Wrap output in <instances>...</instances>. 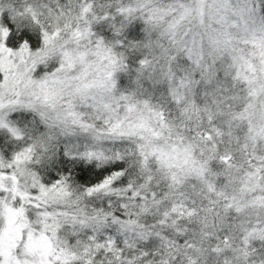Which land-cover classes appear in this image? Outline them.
<instances>
[{
    "label": "snow or ice",
    "instance_id": "obj_1",
    "mask_svg": "<svg viewBox=\"0 0 264 264\" xmlns=\"http://www.w3.org/2000/svg\"><path fill=\"white\" fill-rule=\"evenodd\" d=\"M0 264H264V0H0Z\"/></svg>",
    "mask_w": 264,
    "mask_h": 264
},
{
    "label": "trees",
    "instance_id": "obj_2",
    "mask_svg": "<svg viewBox=\"0 0 264 264\" xmlns=\"http://www.w3.org/2000/svg\"><path fill=\"white\" fill-rule=\"evenodd\" d=\"M20 35H24L25 38H31V41L34 45V47H38L40 45V43L42 42L37 34L35 33H32L28 30H24L23 32L20 33ZM77 174L80 175V176H83L84 174L80 171V169H77Z\"/></svg>",
    "mask_w": 264,
    "mask_h": 264
}]
</instances>
